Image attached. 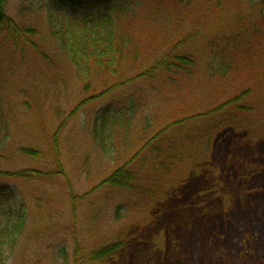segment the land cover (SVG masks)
Segmentation results:
<instances>
[{"label": "rangeland", "instance_id": "374dc122", "mask_svg": "<svg viewBox=\"0 0 264 264\" xmlns=\"http://www.w3.org/2000/svg\"><path fill=\"white\" fill-rule=\"evenodd\" d=\"M155 1L123 13L121 20L134 24L126 23L129 31L138 34L142 25L150 26L143 37L156 31L150 23ZM230 1L228 6L201 0L163 12L180 25L164 23L153 35L166 41V49L180 41L182 53L188 51L196 65L191 76L155 71L110 91L103 87L109 77L100 75L90 77L86 91L53 37L72 6L59 0L8 1L23 37L13 40L9 30L0 37V97L9 127L0 145V183L8 186L0 194V226L20 219L25 224L4 264H51L64 247L69 264H77L118 227L131 238L109 264H264V17H250V0ZM237 15L244 18L243 29ZM238 33L246 41L239 66L256 64L245 73L210 77L207 63L218 65L215 43L225 45L214 40ZM244 91L249 92L227 110L244 106L240 121L250 128L222 130L203 169L185 176L168 195L148 205L141 193L99 186L124 162L102 155L90 134L95 116L112 101L141 98L145 112L134 125L147 113L161 128L174 115L208 112ZM28 148L38 156L22 152Z\"/></svg>", "mask_w": 264, "mask_h": 264}, {"label": "trees", "instance_id": "16d2710c", "mask_svg": "<svg viewBox=\"0 0 264 264\" xmlns=\"http://www.w3.org/2000/svg\"><path fill=\"white\" fill-rule=\"evenodd\" d=\"M8 1L0 0V37L5 30H9L10 38L18 40L23 37V34H21L20 26L6 9ZM59 1L72 6L73 10L68 13L61 25L56 26L57 29L53 30L52 34L54 39L58 40L59 48L69 57L77 70L78 78L86 85V91L92 88L90 82L92 76H108L109 78L104 79L103 87L110 91L143 77L148 78L155 71L173 72L174 74L188 72L186 75L190 76L194 73L192 66H196L195 62L188 51L182 53L180 41L175 42L172 49H166V41L153 34L164 23L170 22L171 27L176 24L180 25L177 21L172 22L170 18L162 17V14H165L163 12H167V7L173 10L184 4L189 5L194 2L200 4L201 0H156L153 7L154 12L151 7V13L153 12L156 16L150 21L153 25L152 29L156 28V31H149L145 37L141 34L146 33L145 29L150 26L138 27L141 30L137 34L127 28L126 23L133 24L132 21L126 22L121 18L124 12L139 10L141 6L144 10L147 7V0ZM210 1L218 5H231L230 0ZM247 5H249L250 17H264V0H258V2L250 0ZM77 10L83 13L79 14ZM235 18L238 20L237 24H241L240 28L243 29L244 18L238 15ZM66 24L68 25L65 26ZM29 30L31 32V29ZM219 39L223 40L225 45L219 46L215 43L214 50L217 59H213L218 65L216 67L213 63H207L206 69L210 77H215L216 74L221 77L240 74L246 68L249 69L250 66L256 64L253 61V64L239 66V56L242 55V51L239 52V50L242 44L246 43L241 33L232 37L228 35L222 38L217 37L214 41ZM219 47L222 53L220 57ZM225 51L227 54H224ZM153 58L155 60L152 62ZM149 63L152 65L148 66ZM168 80L173 79L168 78ZM94 91L98 92L95 88ZM248 92L244 91L241 95H234V98L220 103L217 108H212L208 112L189 111L174 115L170 118L172 121L168 123L169 125L161 128L159 121L155 122L152 115L147 113L144 119H138L141 121L139 126L134 125L133 121L140 113L145 112L144 103L146 102L141 103L143 102L141 98L140 100L135 99L133 95L123 102L112 101L95 116L90 134L102 155L108 156L114 162H124L106 176L99 186L113 187L136 194L141 193L143 202L146 198L148 205H151L149 202L153 203L161 196L168 195L180 186L185 176L203 169L204 162L210 160L212 143L222 130L227 127L250 128L247 126V120L240 121L239 113L245 110L244 106H237L239 112H230L231 105L241 101ZM115 104L118 106L110 111ZM246 108L249 110L248 107ZM7 125L8 120L3 115L0 97V145L5 139L2 133L5 131V135L9 132ZM130 127L131 130H129ZM121 129L126 130V135L121 134ZM22 152L33 157L38 156V151L29 148L23 149ZM125 158L128 159L125 160ZM28 174L30 176L31 172ZM28 174L18 172L15 175L28 178ZM148 180L151 181L149 185H141V182ZM7 189L6 184L0 183V194H7ZM135 205L134 203L129 204V206ZM121 206L123 205H120V208ZM24 224L20 219L0 226V264H4L15 249ZM114 230L112 238H104V244L87 252L82 261L77 260V264H82L84 261L90 264H109L108 262L125 248L131 238L126 228L118 227ZM159 242L161 239L157 235L155 243ZM78 252L79 249L75 251L77 258L80 254ZM69 259L68 250L64 247L58 251L57 257H54L51 264H69Z\"/></svg>", "mask_w": 264, "mask_h": 264}]
</instances>
